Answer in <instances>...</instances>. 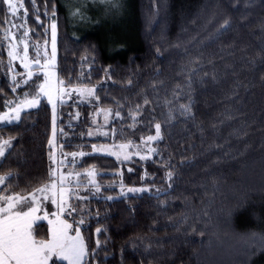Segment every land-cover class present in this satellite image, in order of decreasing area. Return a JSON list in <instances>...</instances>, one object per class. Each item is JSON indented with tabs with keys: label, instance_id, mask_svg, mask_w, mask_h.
I'll return each mask as SVG.
<instances>
[{
	"label": "trees",
	"instance_id": "1",
	"mask_svg": "<svg viewBox=\"0 0 264 264\" xmlns=\"http://www.w3.org/2000/svg\"><path fill=\"white\" fill-rule=\"evenodd\" d=\"M76 3L23 0L32 45L47 41L57 22L56 69L64 85L97 87L99 101L60 105L58 125L70 135L63 150L138 144L156 123L162 135L148 160L82 159L101 187L99 198L83 204L86 264H264L257 246L264 241V0ZM114 4L121 9L112 11ZM107 8L118 19L104 24ZM72 10L86 23L76 22ZM9 19L0 0V114L6 101L32 98L44 80L38 73L12 90ZM93 109L114 114L106 138L88 134ZM52 115L42 99L19 122L0 126V141L12 138L0 161V176L11 173L3 192L27 194L49 182ZM121 185L165 191L122 196ZM34 235L49 239L48 224H36Z\"/></svg>",
	"mask_w": 264,
	"mask_h": 264
},
{
	"label": "snow or ice",
	"instance_id": "2",
	"mask_svg": "<svg viewBox=\"0 0 264 264\" xmlns=\"http://www.w3.org/2000/svg\"><path fill=\"white\" fill-rule=\"evenodd\" d=\"M33 4L35 0H32ZM3 3L7 5L8 11L14 17L17 12L24 8L23 0H20L19 4L15 3L14 0H3ZM26 12L27 9H24ZM23 20V17H21ZM23 25H20L22 27ZM228 22L225 21L222 27H227ZM13 27L17 25L13 24ZM24 37L29 35V32L25 30L22 34ZM5 38H10L12 41L16 40L15 35H13L10 30L5 34ZM20 43L23 44V57L22 64L24 68L28 69L27 79L23 83H27L33 76L32 65H38L43 69H47L49 65H55L56 58V24L53 22L51 24V58L48 59L44 64H41L39 58V50L37 51L36 57L32 60H28V44L26 40H21ZM47 42H45L46 44ZM17 44L10 43V51L8 55L13 59L18 58L17 53ZM47 56V52L44 53ZM44 83L38 85V92L32 96L31 99L28 98L25 94V98L18 103L12 101H6L5 104L8 106V111L0 114V123H13L19 122L21 118V111L24 108H34L40 104L41 95L47 97V102L52 104V125H53V139L50 141V145L53 147L56 134V99H59L61 103L64 102V96H71L73 91L77 92L80 96L86 98H94L96 101H99V97L96 95L95 87H72L71 89L65 88L64 82L61 80L59 82L60 88L58 89L57 94L54 98V89L53 77L55 76L54 72L44 71ZM13 88L15 91L16 87L19 84L16 82V77L13 76ZM147 103V101H145ZM185 108V111L191 112V109L182 105ZM105 112V121H107L108 116L111 115V110L101 109ZM79 114H77L78 116ZM118 116L119 113L117 112ZM135 119V117H133ZM63 131V129H61ZM92 135L90 131L88 133ZM106 134V133H105ZM162 139L161 135V124H155V135H149L145 143H150ZM12 146V138L3 139L0 141V159L5 157V154L9 148ZM129 145H120L121 149L127 148ZM63 148V144L60 145ZM155 148H149L148 152H155ZM116 155L117 159L120 156L117 153H111ZM67 157V153L64 154ZM70 155L75 159L76 156H83V152H73ZM125 159H129L127 153L124 154ZM150 155H141V160L149 159ZM53 162L55 163L54 155L52 156ZM63 164V161L60 162ZM131 171V169H129ZM96 170L95 168L87 169L84 175L90 178V183L95 185V191H100V186L96 184ZM68 175H71L69 173ZM8 176H11V173H8L7 176H0V186L5 185L8 181ZM77 180H79L80 174L77 173ZM173 173L171 171L167 172V178L172 179ZM68 179V176L61 173L57 177V169L50 170L49 182L45 183L33 191L27 194L15 193L0 196V264H56L59 262H67V264H86L87 257L89 256L88 246L84 240V237L81 235L79 226L76 227L74 234H70L73 226L68 223L67 220L62 219V214L66 211L71 214L75 212L76 208L70 203L71 197L76 199H87V197L79 196L78 192H74L72 187L67 186L65 181ZM59 185V188H58ZM76 188L81 187V184L78 182L75 186ZM146 191L143 188H128L127 192L129 193H138ZM121 193H124V187L121 185ZM37 194L42 197L44 200H48L51 196V202L57 205L58 212L52 213L55 216V220H48V224L51 225V237L50 239H38L33 232V225L37 219H48V213L45 212L42 217H37L35 214L40 209V200L38 199ZM57 195L59 200H57ZM107 199L111 200L112 197L108 196ZM25 208L27 210H25ZM84 219L81 217L78 221L79 224H84ZM96 233L99 235L101 233V228H96ZM101 241L96 240V247H99Z\"/></svg>",
	"mask_w": 264,
	"mask_h": 264
},
{
	"label": "rangeland",
	"instance_id": "3",
	"mask_svg": "<svg viewBox=\"0 0 264 264\" xmlns=\"http://www.w3.org/2000/svg\"><path fill=\"white\" fill-rule=\"evenodd\" d=\"M69 1H70V4H71V7H76L77 6L76 2L79 1V0H69ZM83 1L88 3V0H83ZM14 2L19 4L20 0H14ZM120 7H122V6H118V4H114L111 7V10L112 11H116V9L117 10L121 9ZM24 9H26L25 6H24V8L20 9L17 12L16 16H14V17L9 12L10 19H9V24H8V27H9L8 30H10V32L13 35H15L16 40L12 41L10 38L6 39L5 44H6L8 53L10 51V48H9V44L10 43H15L18 46L17 47L18 58L17 59H13L12 57L9 56V61H8V65H9L8 76H9V79L13 83L12 77L15 76L16 77V82L19 84V86H24L31 79H33L34 76L36 74H38V73L43 74L44 71H46V70L50 71V72H54L55 76L53 77V85H52V87L54 89V98H55V95L57 94L58 89L60 88L59 82L61 81L59 79V77H58L57 69H56L57 68V64H58V54H57V30H58V25H57V22L53 21L56 24V58H55V65L54 66L49 65V67L47 69H43L40 66L33 64L32 65V71H33L32 78L30 80H28L27 83H23V81L27 79L28 69L24 68V66L22 64L23 44L20 43V41L21 40H26L27 41V44H28V60L29 61H32L36 57L37 51L39 50V54H40L39 58H40L41 64H44L48 59L51 58V49H52L51 30H50V38L47 41H45V42H47L46 44H45V42L37 43V44H33V45L31 44V42H30V31L31 30L27 26V24H28V22H27L28 12L27 11L25 12ZM111 10H109L107 8L106 10L101 12V14H100L101 18L100 19H101V21L104 24H106V21L108 22L109 19H111L112 21H114V20L116 21L118 19L117 16H115L116 14L118 15V13H116L114 15ZM75 15H76V19H75L76 22H78V23H81V22L82 23H86L85 18H87V17L81 11L78 12V13L73 11V16H75ZM21 17H23V20L21 19ZM13 24L17 25V27H13ZM20 25H23V26L20 27ZM25 30H27L29 32V35L27 37H24L22 35ZM45 52H47V56H45V54H44ZM36 68H38V70H35ZM43 77H44V75H43ZM42 83H44V80H43ZM63 86L65 88H68V89L72 88V87L65 86V85H63ZM88 87H95V89H97L96 86H88ZM24 98L25 97L19 98L16 101V103H18L19 101L23 100ZM41 98L47 100V97H45L43 95H41ZM29 99H31V98H29ZM42 99H40V102H41ZM91 99L92 98L82 97L75 91H73L71 93L70 97L65 95L63 103H61V101L59 99H56V101H55L56 102V123H55L56 134H55V141H54V145L55 146L53 147L52 145H50V148H51L50 156H51V161H52L51 169H57V177H59V175L61 173H63L64 175L68 176V179L65 181V184L67 186L72 187L74 192H78L79 196L87 197V199L99 198L100 194H101V190L99 192H96L95 191V185L91 184L89 182L90 178L87 177L86 175H84V173L86 172L87 168L83 167L82 159L86 155L95 154V155L110 156V157H113L114 159H116L120 163L130 162V161H132L134 159H140L141 155H150L149 159H151L155 155V152L149 154L148 149L149 148H155L154 144L160 140L159 139V140L154 141V142L145 143V141L147 139V137H146L145 139H143L138 144H134V143H115V142H112V143H99V144H95V146L90 151H87V150L75 151L77 153L78 152H83L84 155L83 156H76L75 159H73V157L70 155L71 152H65L63 150V148L60 147V145L63 144V142H66L67 140L70 139V135H69V132L66 131V129H63L61 125H58V121H59L58 119L62 118L61 114L59 112V108H60L61 104H68V103H72V104L78 105L81 108L82 105H90L91 104ZM50 106L52 108V104H50ZM37 107L24 108L21 111V115H22V113H24L26 111H29V110H32V109H35ZM7 111H8V109L5 112H7ZM68 112L66 111L65 114H67ZM111 113L112 114L108 116L107 121H105V112L101 111V110H94L93 109L92 115H91L92 116L91 117L92 118L91 123L93 124V127H92V135H90V137L92 139H94V138H96V139L97 138H106L108 136L109 131H110L109 130V124H110V122L112 121V119L114 117V114H113L112 111H111ZM77 114H79V112ZM72 120H75V118H72L71 121ZM13 123H15V121ZM6 124H9V123H0V126L6 125ZM10 124H12V123H10ZM61 129H63V131H61ZM152 135H155V132ZM52 139H53V135H52L50 141H52ZM120 145H129V146L127 148H125V149H121ZM63 146H64V144H63ZM65 153H67L69 155H67V157H65V155H64ZM111 153H117L120 156V158L117 159V156L116 155H112ZM125 153L128 154V156L130 157L129 159H125L124 158V154ZM53 155H54L55 163L53 162V159H52ZM1 160L2 159H0V161ZM146 160H148V159H146ZM61 161H63V164L60 163ZM69 173H71V175H68ZM77 173L80 174L79 180H77V176H76ZM97 176H98V173L96 174V177H95L96 184H98ZM78 182L81 184V187L76 188L75 186H76V184ZM4 186L5 185L0 186V196L8 195V193L2 191ZM58 188H59V185H58ZM132 188H143V189H146V191L138 192V193L147 192V193L159 194V193H162V192L165 191V189H153L152 187H149V186H140V187H132ZM119 189L121 191V187ZM127 189L128 188H124V193H121L122 196L138 194V193H129V192H127ZM90 195L92 197H90ZM37 196H38V199L40 200V209H39V211L36 212L35 215L37 217H42L44 215V213L47 212L48 213V219H37L34 222V225H33V232H34V226L36 224L41 223V222H45V223L48 224V220H55V216H53L52 213L59 211L58 208H57V205L53 204L51 202V196L49 197L48 200H44L42 197L39 196V194H37ZM113 198L114 197H112V199ZM87 199H76L74 196L71 197L70 203L76 208V211L75 212H71V214H69V212L66 211V212H64L62 214V219L67 220V222L72 224V226H73L70 234H74V231H75L77 226L80 227V226L83 225V224H79L78 225V221H79V219L81 217H83V219L85 220V217H84L85 213H84L83 204L86 202ZM57 200H59V196L58 195H57ZM25 210H27V209L25 208ZM48 227H49V239H50V237H51V232H50L51 225L48 224ZM80 232H81V230H80ZM260 238L264 239V237H260ZM257 246L264 248V241L263 240L259 241V244H257ZM65 263H67V262H65Z\"/></svg>",
	"mask_w": 264,
	"mask_h": 264
}]
</instances>
